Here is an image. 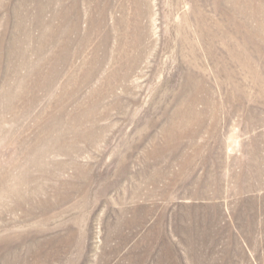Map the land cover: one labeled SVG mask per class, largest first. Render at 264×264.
<instances>
[{
  "label": "rangeland",
  "instance_id": "rangeland-1",
  "mask_svg": "<svg viewBox=\"0 0 264 264\" xmlns=\"http://www.w3.org/2000/svg\"><path fill=\"white\" fill-rule=\"evenodd\" d=\"M0 264H264V0H0Z\"/></svg>",
  "mask_w": 264,
  "mask_h": 264
}]
</instances>
